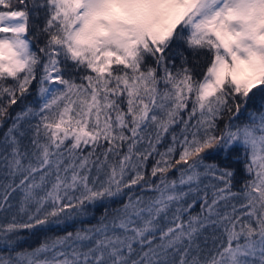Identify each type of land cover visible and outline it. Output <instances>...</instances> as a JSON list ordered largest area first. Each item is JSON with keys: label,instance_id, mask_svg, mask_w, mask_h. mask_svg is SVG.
<instances>
[{"label": "snow or ice", "instance_id": "snow-or-ice-1", "mask_svg": "<svg viewBox=\"0 0 264 264\" xmlns=\"http://www.w3.org/2000/svg\"><path fill=\"white\" fill-rule=\"evenodd\" d=\"M0 264H264V0H0Z\"/></svg>", "mask_w": 264, "mask_h": 264}, {"label": "trees", "instance_id": "trees-1", "mask_svg": "<svg viewBox=\"0 0 264 264\" xmlns=\"http://www.w3.org/2000/svg\"><path fill=\"white\" fill-rule=\"evenodd\" d=\"M29 243H32V241H29Z\"/></svg>", "mask_w": 264, "mask_h": 264}]
</instances>
